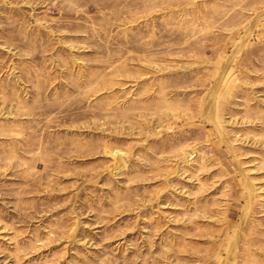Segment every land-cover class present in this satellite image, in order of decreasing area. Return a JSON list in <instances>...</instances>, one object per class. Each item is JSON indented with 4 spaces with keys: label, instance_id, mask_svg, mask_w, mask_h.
Here are the masks:
<instances>
[{
    "label": "rangeland",
    "instance_id": "rangeland-1",
    "mask_svg": "<svg viewBox=\"0 0 264 264\" xmlns=\"http://www.w3.org/2000/svg\"><path fill=\"white\" fill-rule=\"evenodd\" d=\"M0 264H264V0H0Z\"/></svg>",
    "mask_w": 264,
    "mask_h": 264
},
{
    "label": "bare ground",
    "instance_id": "bare-ground-1",
    "mask_svg": "<svg viewBox=\"0 0 264 264\" xmlns=\"http://www.w3.org/2000/svg\"><path fill=\"white\" fill-rule=\"evenodd\" d=\"M245 40H246V37L242 40V41H240L239 43H238V45L236 46V48L234 49V52H233V54L231 55V60H233L234 59V57L236 56V55H238V54H240V52H241V50H242V47H243V45H244V42H245ZM250 187H248V189H249ZM251 197V196H250ZM252 198V197H251ZM251 198H249V199H251ZM249 202H250V200H248ZM236 251H237V244L236 243H234V244H232L231 245V247H230V249H229V252H228V256H227V258H232L235 254H236Z\"/></svg>",
    "mask_w": 264,
    "mask_h": 264
}]
</instances>
